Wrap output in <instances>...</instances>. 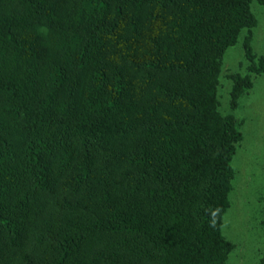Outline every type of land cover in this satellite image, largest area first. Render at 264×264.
<instances>
[{
	"label": "trees",
	"instance_id": "trees-1",
	"mask_svg": "<svg viewBox=\"0 0 264 264\" xmlns=\"http://www.w3.org/2000/svg\"><path fill=\"white\" fill-rule=\"evenodd\" d=\"M252 3L0 0V264H229Z\"/></svg>",
	"mask_w": 264,
	"mask_h": 264
},
{
	"label": "rangeland",
	"instance_id": "rangeland-1",
	"mask_svg": "<svg viewBox=\"0 0 264 264\" xmlns=\"http://www.w3.org/2000/svg\"><path fill=\"white\" fill-rule=\"evenodd\" d=\"M252 11L258 20L253 46L264 58V8L258 0H253ZM242 35L239 43L225 54L224 74L239 72L245 61ZM223 82L220 99L223 110H227L232 81ZM236 116L244 139L232 162L236 175L223 234L236 247L229 264H264V74L254 80L253 89L240 100Z\"/></svg>",
	"mask_w": 264,
	"mask_h": 264
}]
</instances>
